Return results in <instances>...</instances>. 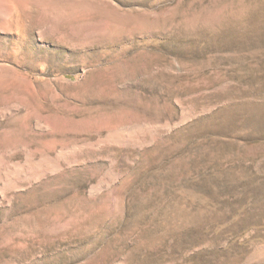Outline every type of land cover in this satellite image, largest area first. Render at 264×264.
I'll return each mask as SVG.
<instances>
[{
	"label": "rangeland",
	"instance_id": "1",
	"mask_svg": "<svg viewBox=\"0 0 264 264\" xmlns=\"http://www.w3.org/2000/svg\"><path fill=\"white\" fill-rule=\"evenodd\" d=\"M0 264H264V0H0Z\"/></svg>",
	"mask_w": 264,
	"mask_h": 264
}]
</instances>
